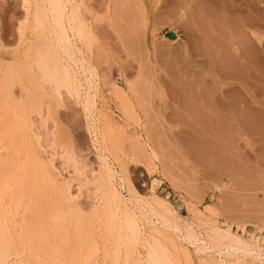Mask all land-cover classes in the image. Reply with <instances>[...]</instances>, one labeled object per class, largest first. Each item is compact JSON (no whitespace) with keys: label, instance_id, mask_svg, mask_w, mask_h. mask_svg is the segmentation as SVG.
I'll return each mask as SVG.
<instances>
[{"label":"rangeland","instance_id":"1","mask_svg":"<svg viewBox=\"0 0 264 264\" xmlns=\"http://www.w3.org/2000/svg\"><path fill=\"white\" fill-rule=\"evenodd\" d=\"M238 90L264 0H0V134L39 158L0 143V264H264V214L217 207Z\"/></svg>","mask_w":264,"mask_h":264},{"label":"crops","instance_id":"2","mask_svg":"<svg viewBox=\"0 0 264 264\" xmlns=\"http://www.w3.org/2000/svg\"><path fill=\"white\" fill-rule=\"evenodd\" d=\"M252 98L247 92L238 90L233 92L232 101L215 109L220 117L216 119V133L221 137L233 136L229 140L231 149L225 138L221 143L225 159L228 156L233 160L231 165L220 167L232 187L231 192L221 195L217 203L224 215H233L234 208L249 216L264 214V103L255 104ZM230 150L232 155L225 154Z\"/></svg>","mask_w":264,"mask_h":264},{"label":"bare ground","instance_id":"3","mask_svg":"<svg viewBox=\"0 0 264 264\" xmlns=\"http://www.w3.org/2000/svg\"><path fill=\"white\" fill-rule=\"evenodd\" d=\"M17 135H19V134H17ZM17 135L15 133H13V132L11 133V131L10 132L8 131V132H6V133H4L2 135L0 134V143H4L5 145H7V147L9 148V150L11 152L14 149V151L18 154V157H17L16 161L12 162V160H11V163H8V164H10L9 172L12 175V177H17V176L21 177V176L24 175V176H26V178H29L30 169H32V167L36 168L39 165V158L38 157H37L38 159L36 158V163L35 162L33 163V162L29 161V160L26 163L25 162L23 163V161H21L22 157L20 156V158H19V155L21 154L20 150H21V147L23 145H25L26 143H25L24 140L21 139L23 137L19 138ZM9 150H8L7 153H9ZM1 164H3V163H1ZM48 174L49 173H46V175H48ZM49 177H51V176H48V179H49ZM111 192L112 193H111L110 197L113 200V202L119 201V196H118L117 192L114 191V190H112ZM44 193H45V191H44ZM53 201L54 200H52V202ZM45 205H47V202H45V203L43 202L42 205L38 208V211H39L38 213H39L40 216L44 215V213H45ZM151 262H153V261H151Z\"/></svg>","mask_w":264,"mask_h":264}]
</instances>
